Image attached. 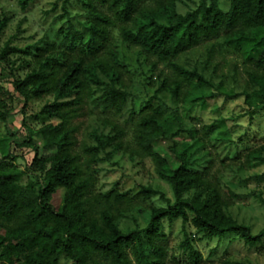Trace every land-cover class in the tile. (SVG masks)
Masks as SVG:
<instances>
[{
    "label": "trees",
    "instance_id": "trees-1",
    "mask_svg": "<svg viewBox=\"0 0 264 264\" xmlns=\"http://www.w3.org/2000/svg\"><path fill=\"white\" fill-rule=\"evenodd\" d=\"M33 1L16 0L22 10ZM188 1L57 0L47 13L60 9L54 13L60 26L53 39L25 45L13 37L2 43L11 18H0L1 80L11 81V95L18 94L25 108L31 100L50 97L30 124L23 119L27 134L16 146L36 152L24 169L10 149L12 134L0 135V264H167L166 219L182 222L179 246L186 258L173 264H199L198 240L233 234L249 247L264 242V229L254 233L227 211L243 196L226 178L259 168L255 175L263 177L264 141L244 144V153L213 168L206 144L226 119L200 127L190 119L209 98L222 96H243L250 124L264 116V0H227V8L220 0H198L181 10ZM115 30L152 72L158 70L159 85L140 109L111 43ZM206 42V58L192 57ZM225 50L244 58L248 79L239 92L210 68L215 52ZM160 64L167 71L159 70ZM22 66L26 72L20 76ZM5 106L0 100V122L10 131ZM85 116L91 122L83 128ZM129 130L132 145L125 140ZM36 134L54 151L40 156ZM225 138L220 129L217 139ZM161 144H168L170 156L160 151ZM124 149L133 159L151 158L172 193L140 185L137 196L161 201L138 207L146 221L142 228L120 225L131 208L121 203L132 198V190L97 188V166ZM29 174L37 183L23 182Z\"/></svg>",
    "mask_w": 264,
    "mask_h": 264
},
{
    "label": "rangeland",
    "instance_id": "rangeland-1",
    "mask_svg": "<svg viewBox=\"0 0 264 264\" xmlns=\"http://www.w3.org/2000/svg\"><path fill=\"white\" fill-rule=\"evenodd\" d=\"M55 1L57 0H34L27 9L22 10L16 0H0V18L4 16L11 18L2 37V43L10 37H13L14 42L20 45L40 41L43 38L52 40L54 31L60 26L59 20L54 18V13H58L60 9L52 12V14L47 13L52 9ZM194 1L198 0H189L187 5H180V9H188L194 5ZM220 1L223 8H227V0ZM114 33L111 43L119 52L125 80L133 88L138 101L137 109H140L159 85L158 70L152 72L148 62L145 63L144 58L139 57L138 49L126 47L116 30ZM209 44L210 42L200 44L191 53L192 57L206 58V47ZM182 59L186 60V57ZM243 59L240 53L227 50L218 51L212 57L210 68L214 71L217 80L224 79L228 87H235L236 91L239 92L248 79ZM4 65L3 62H0V75ZM161 69L167 71V68L162 64L159 66V70ZM25 72L24 66L17 69V74L20 76H23ZM0 84L4 87V91L0 93V100H4L6 103L2 109L10 112V131L5 122L2 121L0 122V135L12 134L10 149L18 155L19 158L16 162L19 167L24 169L34 158L36 152L27 146H16L17 141H20L27 134L26 128L23 126V119L27 117V122L30 124L32 122L31 115L39 112L50 97L31 100L28 107L25 108L24 100L18 94L11 95L14 88L10 80H1L0 76ZM246 110L243 96H234L228 99L222 96L209 98L204 108L199 106L193 111L190 119L199 127L220 118L226 119V124L215 131L212 134V139L208 140L206 144L214 157L213 168L220 166L222 160L231 161L237 155L244 153V144H256L264 141V116L250 124V116ZM81 119L84 121L83 128L91 122L88 116ZM220 129H225L227 132V138L224 140L217 139ZM80 136L83 137L84 134H80ZM34 140L39 146L40 156L54 151L52 148L43 145V140L39 134L34 135ZM125 140L126 144L132 145L131 130L125 136ZM159 149L170 156L168 144H161ZM3 155V149L0 147V159L3 158ZM97 167L101 168V171L96 173L98 189L104 188V191H108L114 187L119 192L132 190V198L121 203L124 208L131 207L126 209V216L119 219L123 228L127 226L131 228L144 227L146 221L138 214V207L161 204L158 197L143 200L137 196L141 184L161 187L169 196L172 195L169 186L157 176L151 158H139L137 156L133 159L129 149L120 150L112 160L101 163ZM259 169L239 171L237 174L230 172L226 176L227 181L232 182L233 189L243 196L231 204L227 211L239 221L250 225L254 233H259L264 229V176L257 177L255 175ZM23 179L26 184L37 183L35 175H25ZM188 230L193 232L194 228L188 225ZM165 231L167 236L164 243L168 247L167 264H173L175 261L183 263L186 256L182 255L179 246L180 241L184 238L181 220H176L171 224L166 219ZM195 244L202 255L199 264H264V242L255 247H249L235 235L227 234L212 240H198Z\"/></svg>",
    "mask_w": 264,
    "mask_h": 264
}]
</instances>
